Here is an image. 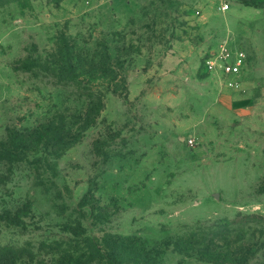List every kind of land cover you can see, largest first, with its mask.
<instances>
[{
    "label": "rangeland",
    "instance_id": "rangeland-1",
    "mask_svg": "<svg viewBox=\"0 0 264 264\" xmlns=\"http://www.w3.org/2000/svg\"><path fill=\"white\" fill-rule=\"evenodd\" d=\"M221 1L0 0V264H264V0Z\"/></svg>",
    "mask_w": 264,
    "mask_h": 264
},
{
    "label": "built area",
    "instance_id": "built-area-1",
    "mask_svg": "<svg viewBox=\"0 0 264 264\" xmlns=\"http://www.w3.org/2000/svg\"><path fill=\"white\" fill-rule=\"evenodd\" d=\"M229 8V0H222L220 9L226 11ZM205 67L216 72L222 82L230 89L241 91L242 76L248 65L247 53L233 44L231 38L220 41L204 61Z\"/></svg>",
    "mask_w": 264,
    "mask_h": 264
},
{
    "label": "water",
    "instance_id": "water-1",
    "mask_svg": "<svg viewBox=\"0 0 264 264\" xmlns=\"http://www.w3.org/2000/svg\"><path fill=\"white\" fill-rule=\"evenodd\" d=\"M215 197H217V194H215Z\"/></svg>",
    "mask_w": 264,
    "mask_h": 264
}]
</instances>
